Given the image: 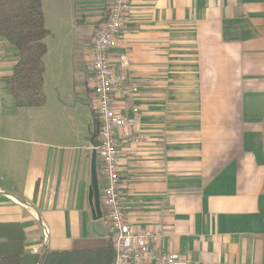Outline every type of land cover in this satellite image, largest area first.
<instances>
[{"label":"crops","instance_id":"1","mask_svg":"<svg viewBox=\"0 0 264 264\" xmlns=\"http://www.w3.org/2000/svg\"><path fill=\"white\" fill-rule=\"evenodd\" d=\"M109 2L41 0L39 108L7 93L19 54L0 38V224L21 228L30 259L107 237L88 196L92 39ZM128 25L110 51L116 69L128 58L136 89L115 99L125 116L137 110L117 132L128 225L188 264H264V0H130ZM99 165L96 154L101 196Z\"/></svg>","mask_w":264,"mask_h":264},{"label":"built area","instance_id":"2","mask_svg":"<svg viewBox=\"0 0 264 264\" xmlns=\"http://www.w3.org/2000/svg\"><path fill=\"white\" fill-rule=\"evenodd\" d=\"M130 0H110L105 20L99 25L92 39L90 74L92 80L91 109L96 124L95 151L99 160V174L103 188L101 207L107 224V237L113 249V264H188L178 255L156 247L160 234L134 231L127 223L118 175L119 140L117 132L128 130L137 121V110L132 116L121 114L115 107V99L129 98L136 91L126 69L128 58L119 57V69L112 66L110 51L125 41L129 32L128 16ZM122 142L132 136L124 131ZM119 138V139H120ZM42 239L47 242L49 229L41 225ZM32 254H40L33 249Z\"/></svg>","mask_w":264,"mask_h":264},{"label":"trees","instance_id":"3","mask_svg":"<svg viewBox=\"0 0 264 264\" xmlns=\"http://www.w3.org/2000/svg\"><path fill=\"white\" fill-rule=\"evenodd\" d=\"M48 35L41 0H0V38L12 44L19 54L12 74L3 79L17 107L44 105L43 57ZM23 240L18 225L0 224V264H113L108 239L78 240L68 251H42L33 259L24 252Z\"/></svg>","mask_w":264,"mask_h":264},{"label":"water","instance_id":"4","mask_svg":"<svg viewBox=\"0 0 264 264\" xmlns=\"http://www.w3.org/2000/svg\"><path fill=\"white\" fill-rule=\"evenodd\" d=\"M96 134L93 132L90 134V142L93 146V151L91 154V163H90V189L88 202L92 211L93 220L101 219L103 216L100 200V190H99V181L97 176L96 169V151L95 147L97 142L95 141Z\"/></svg>","mask_w":264,"mask_h":264},{"label":"rangeland","instance_id":"5","mask_svg":"<svg viewBox=\"0 0 264 264\" xmlns=\"http://www.w3.org/2000/svg\"><path fill=\"white\" fill-rule=\"evenodd\" d=\"M86 106L88 108V117H89V126H88V130H87V138H89V132L88 131L89 130H92V128H93V121H92V115H91V111H90V108H89L88 104H86ZM85 110H87V109H85Z\"/></svg>","mask_w":264,"mask_h":264}]
</instances>
